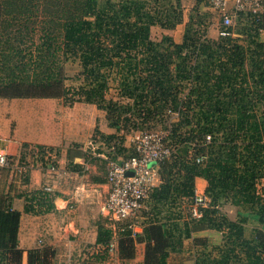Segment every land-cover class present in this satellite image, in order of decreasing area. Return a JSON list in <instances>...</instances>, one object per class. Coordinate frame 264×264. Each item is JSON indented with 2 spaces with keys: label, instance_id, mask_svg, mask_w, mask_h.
Wrapping results in <instances>:
<instances>
[{
  "label": "trees",
  "instance_id": "obj_1",
  "mask_svg": "<svg viewBox=\"0 0 264 264\" xmlns=\"http://www.w3.org/2000/svg\"><path fill=\"white\" fill-rule=\"evenodd\" d=\"M205 7L197 0L186 22L182 0H0V99L97 106L121 134L102 136L116 140L108 161L137 157L134 146L124 147L127 135L166 134L172 154L159 164L162 183L142 213L144 264H168L180 245L175 236L204 230L222 232L225 244L198 264H264V13H238L234 25L221 23L220 36L212 39ZM179 25L181 43L169 35L153 40L154 28L175 31ZM73 64L79 70L70 78ZM30 148L23 146L25 164ZM36 149L46 167V156L58 154ZM197 178L207 182L209 199L198 219L189 213ZM50 195L25 194L26 212L49 209ZM10 200L0 196V264H22L21 214ZM180 204L189 210L183 223V210L175 212ZM226 205L237 210L235 220L222 211ZM250 225L252 239L246 237ZM119 237V254L132 258L131 231ZM110 238L100 230L98 243L106 251ZM48 255L30 251L28 264H50Z\"/></svg>",
  "mask_w": 264,
  "mask_h": 264
},
{
  "label": "crops",
  "instance_id": "obj_2",
  "mask_svg": "<svg viewBox=\"0 0 264 264\" xmlns=\"http://www.w3.org/2000/svg\"><path fill=\"white\" fill-rule=\"evenodd\" d=\"M154 29L161 32L158 40L169 35L176 43L182 41L184 25L175 31ZM176 31L180 35L175 36ZM120 135L110 127L106 113L95 105L77 103L68 107L57 99H0V139L3 140L0 146L10 157L20 160L26 145L53 148L58 153L55 177L59 185L50 195V208L39 209L38 213L26 212L25 194L36 193L50 182L46 168L31 166L18 178L13 177L11 170L0 168V196L9 195V206L21 214L17 239L19 249L24 251L22 264H28V252L33 250L52 253L48 255L50 264H144L147 242L142 236L143 228L131 232L134 256L123 258L119 254V236L125 230L105 210L109 194L107 161L115 154L116 140L107 142L104 137ZM132 138L133 135L126 136L124 147L128 150L133 147ZM122 159L119 156L117 161ZM161 183L158 175L155 187ZM207 187L204 179L197 178L195 194H206ZM180 205L175 212L183 210L182 222L179 221L183 223L189 210L187 204ZM222 211L231 220L236 219L237 210L230 205ZM174 218H178L177 214ZM252 229V225L246 228L248 239L254 237L250 236ZM100 230L111 235L114 253L98 243ZM175 237L180 245L170 253L168 264H198L204 254L225 244V236L216 230Z\"/></svg>",
  "mask_w": 264,
  "mask_h": 264
},
{
  "label": "built area",
  "instance_id": "obj_3",
  "mask_svg": "<svg viewBox=\"0 0 264 264\" xmlns=\"http://www.w3.org/2000/svg\"><path fill=\"white\" fill-rule=\"evenodd\" d=\"M210 4L211 10L221 15L225 27L234 25L238 13H264V0H210ZM165 135L163 132L133 134L132 145L136 149L137 157L120 162L108 161L109 194L105 202V210L111 220L122 224V230L136 233V230L144 227L146 217H143L142 213L147 210L146 202L155 187L159 164L168 160L172 154L164 143ZM2 141L0 139V144ZM36 150L30 148V155L25 164L21 159L15 161L0 146V168L11 170L14 178L23 176L22 172L34 165L40 166L41 169L46 168L50 182L46 183L42 190L52 194L59 185L55 177L58 173L57 156L55 153H49L45 158L48 161L46 167L35 154ZM152 163L156 166L151 167ZM17 182H20V179ZM208 204L209 199L205 194L196 193L193 217L200 218L199 208L207 207ZM109 251L114 253L115 246L111 244Z\"/></svg>",
  "mask_w": 264,
  "mask_h": 264
},
{
  "label": "rangeland",
  "instance_id": "obj_4",
  "mask_svg": "<svg viewBox=\"0 0 264 264\" xmlns=\"http://www.w3.org/2000/svg\"><path fill=\"white\" fill-rule=\"evenodd\" d=\"M183 4H184V11H185V20L186 22L188 21V17L189 14H191V12L193 11V9H195L196 5H197V0H182ZM205 4H207V7H205L206 11L211 12L212 14V18H211V24L208 27V35L210 38L212 39H217L220 36L221 33V23H222V17L220 14H218L217 12H214L210 9V4L208 2V0H204ZM180 30V29H179ZM180 31H176V33L174 34L175 36L180 35L179 33ZM161 36V32L158 29L153 30V40L158 39ZM79 70V67L77 64H73L67 67V72H68V76L70 78H73L77 72ZM74 82H69V85H75L76 83ZM200 194V193H199Z\"/></svg>",
  "mask_w": 264,
  "mask_h": 264
},
{
  "label": "water",
  "instance_id": "obj_5",
  "mask_svg": "<svg viewBox=\"0 0 264 264\" xmlns=\"http://www.w3.org/2000/svg\"><path fill=\"white\" fill-rule=\"evenodd\" d=\"M151 165V167H155L156 166V164L155 163H152V164H150Z\"/></svg>",
  "mask_w": 264,
  "mask_h": 264
}]
</instances>
